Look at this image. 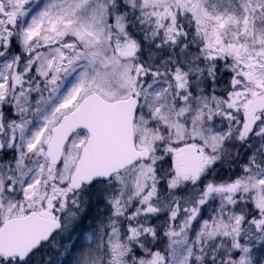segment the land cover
<instances>
[{
	"label": "snow or ice",
	"instance_id": "6c2138e0",
	"mask_svg": "<svg viewBox=\"0 0 264 264\" xmlns=\"http://www.w3.org/2000/svg\"><path fill=\"white\" fill-rule=\"evenodd\" d=\"M0 264H264V0H0Z\"/></svg>",
	"mask_w": 264,
	"mask_h": 264
}]
</instances>
